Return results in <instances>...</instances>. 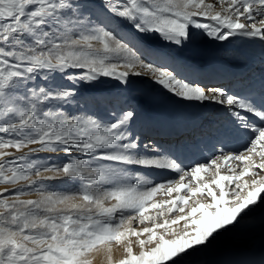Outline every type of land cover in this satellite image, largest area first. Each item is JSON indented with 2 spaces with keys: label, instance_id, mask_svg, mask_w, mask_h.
<instances>
[{
  "label": "snow or ice",
  "instance_id": "1",
  "mask_svg": "<svg viewBox=\"0 0 264 264\" xmlns=\"http://www.w3.org/2000/svg\"><path fill=\"white\" fill-rule=\"evenodd\" d=\"M197 35L264 42V0H0V264H92L102 248L108 264H188L246 220L264 225V79L190 80L148 43ZM134 77L222 109L243 150L185 164L142 139L135 108L100 116L78 101L84 83Z\"/></svg>",
  "mask_w": 264,
  "mask_h": 264
},
{
  "label": "bare ground",
  "instance_id": "2",
  "mask_svg": "<svg viewBox=\"0 0 264 264\" xmlns=\"http://www.w3.org/2000/svg\"><path fill=\"white\" fill-rule=\"evenodd\" d=\"M148 43L161 49L156 54L158 62L174 66L190 80L233 88L253 85L258 89L264 79V42L259 39L235 36L217 42L202 40L197 35L185 48L162 46L155 37L149 38ZM97 83L79 86H84V102L91 112L105 116L121 107L135 108L138 115L134 128L142 139L148 138L162 149L174 152L185 164L200 161L201 157L210 159L213 152L219 155L221 146H226V151L243 150L239 137L223 135L227 114L214 104L180 101L147 78L134 77L126 88L111 78H101ZM225 171L222 169V174ZM123 254V250L119 252L117 246H112L113 262ZM262 254L264 225L257 217L246 220L240 234L226 235L214 246L189 257L188 264H241L258 261ZM108 255L102 248L92 255V264H108Z\"/></svg>",
  "mask_w": 264,
  "mask_h": 264
},
{
  "label": "rangeland",
  "instance_id": "3",
  "mask_svg": "<svg viewBox=\"0 0 264 264\" xmlns=\"http://www.w3.org/2000/svg\"><path fill=\"white\" fill-rule=\"evenodd\" d=\"M201 39H202V40H209V39H211V38H208V37H206V36H201ZM93 85H98V83L95 82V83H93ZM78 91H79L78 101H79L80 103H82V104H85V102H84V98H83V97H84V95H83V93H84V86H83V87L81 86V89L79 88ZM85 106H86V107H85V110L88 111V112H91V111L88 109V107H87L86 104H85ZM68 110H69L70 112H77V111H78V108H77L76 105H71V106H68ZM133 127H135V124L133 125ZM134 130L136 131L135 128H134ZM205 159H206L205 157H201L200 162L203 163V162L205 161ZM48 183H50V184H52V185H55L58 189L65 187L64 185L61 184V182H58V181H53V182H48ZM69 187H70V186H69ZM24 198H25V199H29V198H36V197H35V196H29V197H24ZM112 246H116V245L114 244V245H112ZM117 248H118L119 252L123 250L122 247H118V246H117ZM197 263H198V262H197ZM198 264H199V263H198Z\"/></svg>",
  "mask_w": 264,
  "mask_h": 264
}]
</instances>
